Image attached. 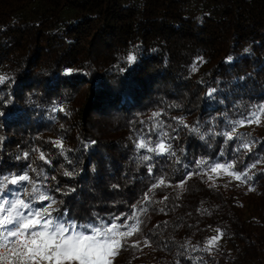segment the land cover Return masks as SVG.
<instances>
[{"label":"trees","instance_id":"1","mask_svg":"<svg viewBox=\"0 0 264 264\" xmlns=\"http://www.w3.org/2000/svg\"><path fill=\"white\" fill-rule=\"evenodd\" d=\"M0 76V171L29 172L80 221L125 215L149 193L151 246L116 264H264V128H238L250 152L215 135L264 103V0H0ZM160 132L176 157L142 161L136 142ZM201 158L235 160L236 171L260 161L255 190L189 178L207 170L195 167ZM160 178L171 186L153 190ZM217 228L218 247L191 250Z\"/></svg>","mask_w":264,"mask_h":264},{"label":"snow or ice","instance_id":"2","mask_svg":"<svg viewBox=\"0 0 264 264\" xmlns=\"http://www.w3.org/2000/svg\"><path fill=\"white\" fill-rule=\"evenodd\" d=\"M231 60V57L228 58ZM129 63L136 60V56L129 54L127 56ZM195 67L193 71H195ZM6 76H0V83H3ZM215 89L209 93L212 95ZM63 110V109H61ZM4 113L0 112V116ZM161 113L153 112L152 117H159ZM264 115V103L254 106L247 115L242 118L229 121L231 129L223 132H216L215 135L222 136L226 142L234 140L239 141L235 146L236 152L251 151L254 141H250L243 136H238L239 127L251 125L253 123L259 125L261 116ZM184 123L183 120L180 121ZM191 132L199 134L198 127H192ZM201 140L204 139L200 135ZM169 135L167 132H160L156 143L150 139L141 138L136 142L137 150H143L146 153L155 154L158 156L176 157V152L172 150V145L167 143ZM3 138L0 137V142ZM53 145L58 148L61 153L64 151L62 140H55ZM185 151L181 148V152ZM33 152L39 153V159L45 164H50V159L45 157L44 152L39 148H34ZM223 156V153H220ZM29 153L25 152L23 157L27 159ZM152 155H142V161H151ZM20 160L21 157H17ZM179 163V159L176 160ZM252 163L246 171L235 170V160L222 162H209L206 159H198L195 161V167L203 169L207 166V171L200 173H189L191 175H207L208 180L214 181L212 174L220 176L227 175L249 186V191H254L255 188L249 183H254V176L249 175L252 169L257 166ZM71 164V160L68 161ZM32 173H36L37 177H43L47 180L48 177L43 171H38L37 168L28 166ZM153 165H149L148 172L152 173ZM64 176L73 177V171H65ZM55 179V177H52ZM185 181H181L177 187L183 188ZM160 186L166 185L165 179L160 178L154 183L151 188L154 190ZM44 185L37 183L29 172L7 174L0 171V264H114L116 257L121 251L131 249L142 250L140 242L135 241L129 243L131 238L141 231L140 218L148 209L144 204L150 202L149 193H145L142 200L137 201L141 205L139 209H135L125 215H112L109 218L101 217L98 213H92L91 218L87 221H80L76 217L71 216L69 209L64 208L63 211L57 207L58 204H63V201H57L54 195L48 191L42 190ZM113 187H118L113 185ZM55 191L60 192L57 188ZM71 192H75L73 187ZM65 195L68 193L65 192ZM165 200L167 197L164 198ZM47 202L46 204L43 202ZM163 201H160L162 203ZM39 205V206H37ZM163 211V209H161ZM159 227V226H157ZM216 236L211 237L206 241L205 247L200 249L198 246H191V250L195 251H212L218 247V242L222 238L223 233L220 229L215 230ZM145 247H150V240L145 237L143 240ZM181 247L187 249L190 247V242L185 243ZM189 259H192L189 257ZM176 264H180L177 261Z\"/></svg>","mask_w":264,"mask_h":264},{"label":"rangeland","instance_id":"3","mask_svg":"<svg viewBox=\"0 0 264 264\" xmlns=\"http://www.w3.org/2000/svg\"><path fill=\"white\" fill-rule=\"evenodd\" d=\"M262 128H264V116H263V115H262L261 118H260V123H259V125L253 123V124H251V125H246V126L239 127L240 130H249V131H255V130H258V129H262ZM142 154H143V155H145V154H147V155H152V154H150V153H146V152L143 151V150H142ZM215 162H219V161L215 160ZM206 171H207V170H206ZM4 173H7V174L11 175V174H16V173H18V172H15V171H9V172H4ZM20 173H21V172H20ZM212 175H213V177H214V182H216V183H222V184H224V185H226V186H231V185H234L236 182H238V181H235L234 179H232L231 177H229V176H227V175H223V174H221L220 176H216L215 174H212ZM37 183H39V182H37ZM39 184H40V183H39ZM42 190L46 191L44 187L42 188ZM43 203L46 204L47 202L45 201V202H43ZM37 206H39V205H37ZM140 207H141V205H137L135 209H139ZM144 207L147 208V205L144 204ZM122 216H123V215H122ZM145 217H146V213H145L144 215H142L140 218L142 219V221H144V218H145ZM107 218H109V217H107ZM107 218H106V219H107ZM142 224H143V223H142ZM142 224H141V226H140V227H141V231H140L139 233H137L136 235H134V236L131 238V240L129 241V243H132V242H135V241H139V242H140V247H142V248L145 250L147 247H145L144 244H143V240H144L145 238H144V235H143V233H142ZM213 236H216V233H213ZM121 252H122V251H121ZM120 254H121V253H120ZM147 257H148L147 255H143V257H142V259H141V261H140L139 264H148V258H147ZM119 258H120V255H119L118 257H116L114 264H116V261H117Z\"/></svg>","mask_w":264,"mask_h":264}]
</instances>
